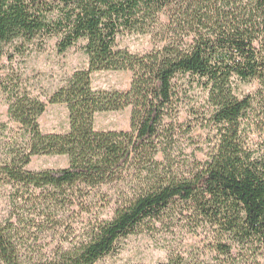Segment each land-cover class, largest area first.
<instances>
[{"label": "trees", "instance_id": "trees-1", "mask_svg": "<svg viewBox=\"0 0 264 264\" xmlns=\"http://www.w3.org/2000/svg\"><path fill=\"white\" fill-rule=\"evenodd\" d=\"M129 34L161 37L163 45L133 54L119 47ZM53 39L60 54L81 44L88 57V68L49 98L67 107L70 129L43 133L46 103L17 77L2 81L9 117L25 139L0 163V186L45 206L46 219L67 207L94 215L70 247L63 243L46 259L28 257L19 226L0 223V264H98L118 254L123 239L176 213L210 229L213 257L161 264H245L264 256V153L249 142L255 134L264 147V0H0V65L15 42L23 51ZM103 71L131 72L130 88L95 90L92 75ZM237 83L258 88L240 97ZM195 90L205 96L200 107ZM128 108L130 131L96 130L97 114ZM183 109L216 142L205 161L182 172L168 150ZM36 156H66L69 167L27 170ZM106 187L113 193H100L98 209L88 206Z\"/></svg>", "mask_w": 264, "mask_h": 264}, {"label": "rangeland", "instance_id": "rangeland-1", "mask_svg": "<svg viewBox=\"0 0 264 264\" xmlns=\"http://www.w3.org/2000/svg\"><path fill=\"white\" fill-rule=\"evenodd\" d=\"M167 21L166 17L162 18ZM119 47L133 54L145 55L161 47V37L153 35L129 34L120 37ZM20 42L7 46L8 57L0 65V85L8 78H18L21 88L46 103V112L39 119L40 127L45 134H65L69 131V113L65 105H51L49 98L65 86L72 74L88 68V57L81 49V44L66 54L57 50L56 40H35L19 51ZM95 90L126 91L132 83L131 72L103 71L92 75ZM256 84L237 83V92L244 97L257 89ZM195 107L205 102V96L195 90L191 93ZM7 96L0 86V163L8 159L14 142H22L24 132L14 123L8 114ZM197 120L183 109L179 124L175 127V139L168 153L176 167L185 171L196 161H205L213 148L215 132L205 126H195ZM95 128L98 131H130L131 108L120 112H107L96 115ZM251 137V138H250ZM261 137L251 134L249 142L259 153H264ZM163 161V154L159 156ZM69 167L66 156H36L27 167L29 171L58 170ZM16 188L0 186V223L19 226L21 232L20 249L28 257L46 259L64 244L73 241L84 229L85 219H92L94 214H81L75 207H67L59 212H49L48 219L42 217L46 207L35 203L28 196L23 197ZM30 193H42L31 191ZM100 193H113L109 187L98 193H92L88 206L97 210V202L101 201ZM93 200V201H92ZM99 205V203H98ZM113 207V206H112ZM104 217L111 218L112 210L107 208ZM47 215V214H46ZM187 214L176 213L172 219L162 223H152L150 228L141 229L134 236L120 241V251L116 255L104 258L98 264H161L173 256L184 257L188 262L211 260L213 255L208 251L212 239L210 229H196L190 224ZM245 264H264V256L250 259Z\"/></svg>", "mask_w": 264, "mask_h": 264}]
</instances>
